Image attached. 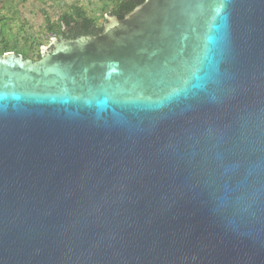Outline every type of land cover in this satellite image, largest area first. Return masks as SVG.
I'll list each match as a JSON object with an SVG mask.
<instances>
[{"label":"water","instance_id":"water-1","mask_svg":"<svg viewBox=\"0 0 264 264\" xmlns=\"http://www.w3.org/2000/svg\"><path fill=\"white\" fill-rule=\"evenodd\" d=\"M0 58V264H264V0H143Z\"/></svg>","mask_w":264,"mask_h":264},{"label":"rangeland","instance_id":"rangeland-1","mask_svg":"<svg viewBox=\"0 0 264 264\" xmlns=\"http://www.w3.org/2000/svg\"><path fill=\"white\" fill-rule=\"evenodd\" d=\"M70 6L83 8L90 18L97 21L98 26L104 24L99 18L102 7L100 0H0V19L6 23V32L11 41L23 45L27 38H32L35 42L33 50L38 46L41 55L40 48H47L55 39L45 31L43 12L51 22H56L60 15L69 11Z\"/></svg>","mask_w":264,"mask_h":264},{"label":"trees","instance_id":"trees-1","mask_svg":"<svg viewBox=\"0 0 264 264\" xmlns=\"http://www.w3.org/2000/svg\"><path fill=\"white\" fill-rule=\"evenodd\" d=\"M100 16L106 22L107 17H115L122 20L125 15L130 13L135 7L141 5L143 0H100ZM44 14L45 31L56 40H60L68 35L67 39L73 40L84 36L97 35L102 31V27L97 25V21L90 18L83 8L70 6L69 11L59 16L56 22H51L49 16ZM26 40V39H25ZM16 41H11L6 32V23L0 19V58L9 53H13L24 60L38 62L42 56L38 52V46L35 50V42L32 38H27L23 45Z\"/></svg>","mask_w":264,"mask_h":264},{"label":"flooded vegetation","instance_id":"flooded-vegetation-1","mask_svg":"<svg viewBox=\"0 0 264 264\" xmlns=\"http://www.w3.org/2000/svg\"><path fill=\"white\" fill-rule=\"evenodd\" d=\"M68 38V35H66V37L65 38H63L64 40H70V39H67Z\"/></svg>","mask_w":264,"mask_h":264}]
</instances>
